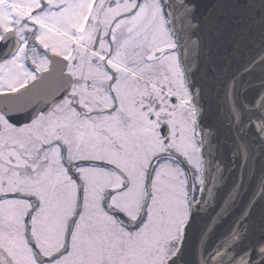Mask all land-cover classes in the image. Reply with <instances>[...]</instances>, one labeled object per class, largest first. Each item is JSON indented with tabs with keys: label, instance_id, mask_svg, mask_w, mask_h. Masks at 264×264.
I'll return each mask as SVG.
<instances>
[{
	"label": "snow or ice",
	"instance_id": "obj_1",
	"mask_svg": "<svg viewBox=\"0 0 264 264\" xmlns=\"http://www.w3.org/2000/svg\"><path fill=\"white\" fill-rule=\"evenodd\" d=\"M0 264H264V0H0Z\"/></svg>",
	"mask_w": 264,
	"mask_h": 264
},
{
	"label": "water",
	"instance_id": "obj_2",
	"mask_svg": "<svg viewBox=\"0 0 264 264\" xmlns=\"http://www.w3.org/2000/svg\"><path fill=\"white\" fill-rule=\"evenodd\" d=\"M223 135H227V130H224V133H222Z\"/></svg>",
	"mask_w": 264,
	"mask_h": 264
}]
</instances>
